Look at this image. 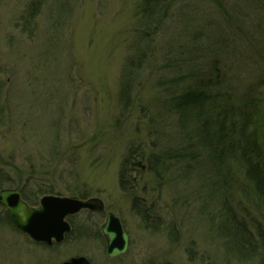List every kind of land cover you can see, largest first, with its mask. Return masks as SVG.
<instances>
[{
	"label": "rangeland",
	"instance_id": "1",
	"mask_svg": "<svg viewBox=\"0 0 264 264\" xmlns=\"http://www.w3.org/2000/svg\"><path fill=\"white\" fill-rule=\"evenodd\" d=\"M141 5L142 0H0V171L12 181L1 190L20 193L28 185L26 192L38 201L29 206L35 208L44 196L97 198L105 206L103 213L75 216L66 241L51 247L0 222V264H63L76 257L90 264H264L263 240L244 255L217 229L227 210L224 200L254 234L258 226L264 236V201L246 181L239 159H210L191 118L168 113L164 105L175 90L172 81L183 73L178 67L189 52L183 50L185 33L207 41L218 25L236 53L227 61L233 68L227 90L242 93L257 84L249 93L256 104L248 128L264 148V62L247 36L255 30L244 29L254 20L263 35L264 0L261 6L256 0H179L149 40L139 37ZM232 10L252 16L236 21ZM139 50L146 52L145 64L133 76L126 104V59ZM188 144L197 152L194 162L171 161L168 167L176 170L161 175L144 167L128 183L136 186L133 191L120 186L130 148L145 145L159 157L166 149L188 153ZM226 169L230 182H220L215 175L227 179ZM144 207H153L147 223L134 211ZM108 213L121 219L129 236L126 253L115 259L108 258L101 233Z\"/></svg>",
	"mask_w": 264,
	"mask_h": 264
},
{
	"label": "trees",
	"instance_id": "2",
	"mask_svg": "<svg viewBox=\"0 0 264 264\" xmlns=\"http://www.w3.org/2000/svg\"><path fill=\"white\" fill-rule=\"evenodd\" d=\"M63 1H66V3L70 2V0ZM177 1L179 0H142L140 9L144 30L141 31L142 34L139 36L142 40H149V38L160 29L163 23H165V16H167L168 10L171 9ZM256 1L259 5L262 2V0ZM34 6L35 4H33L31 8ZM34 9L36 8L34 7ZM232 11H234V16H238H236V21L240 20L245 22L246 20V22H249L248 18L252 16L250 12H247L249 14L245 17L240 15L239 10ZM250 23H244V29H246V31L247 29L255 30L247 33V36L252 40L251 48L256 51L258 57L264 62V33L262 35L256 32L258 29L262 28L261 24L254 25V20ZM228 26V30L230 29L231 33L234 35L235 27L231 25ZM214 27L215 29L208 33L209 36L207 41L206 39H201L198 33L195 34V37L185 33L184 38H187L188 41L183 50L188 49L189 52L185 54L186 58L184 59L183 65L180 68L178 67L183 73L172 81L175 90L170 94V98L166 101L164 100V105L168 106V113L173 115L177 114V116L183 115L186 120L191 118V128L198 136L199 142L202 143L201 147L205 148L206 152L209 153L210 159L220 161L222 164L227 160V156L239 159L243 166L241 167L246 181L254 184L255 191L264 201V148L259 141L252 136L249 132L250 128H248L251 126L252 117L255 115L253 107L256 104V99L249 93L251 89L257 87V84L251 85L250 91L242 93H236V91L231 88L227 90L226 77L229 70L231 69L232 71L233 69L229 66L231 63L227 61L230 59L231 54L233 55L236 53L234 49L231 48V38H223L220 26L218 27L217 25ZM215 33L217 35L213 36ZM201 42H208L205 49L200 50L196 47L201 45ZM145 55L146 52H144V50H139L137 54L134 56L131 55L126 59V73L123 78L121 91V98L126 104L128 101H131L129 94L135 84L133 82V76L135 73H138L145 64ZM262 84H264V77L259 80V85ZM183 124L185 125L186 123L183 122ZM183 128H180L181 132L185 131ZM185 138L189 141L191 140L189 135ZM158 147L157 144L155 148ZM187 148L191 150L185 154L182 153L181 150L177 153H172L169 149L162 152L158 151L159 157L158 154L154 153L155 157L149 152L145 145L135 149L130 148L122 162L120 186L125 192L133 191L132 189L136 186H134V184L128 186V183H130V181L134 182L135 179H131V177L134 173L138 174V172H140L141 174L143 171L142 168L144 167H146L148 172L149 170L152 171L154 175H161V173L170 171L171 168L168 167L167 163L171 161H176L175 163L179 164L183 161L188 162L189 159L194 162L197 152H193L194 149L189 144ZM145 163H149V166L147 167ZM153 163L155 167L151 166ZM159 169L161 171H159ZM171 170L176 169L174 167ZM230 172V169H226L225 177L227 179L221 178L218 172L215 177L220 178V182H230ZM32 176L33 172L31 170V177ZM10 182H12L11 179L8 180L7 176L3 175L0 171V190L3 189L6 183L11 185ZM27 187L28 185L19 187L18 190L20 191L22 199L28 205L35 206L38 204V201L26 192ZM39 194H42V191L37 193V195ZM81 198L85 199V197ZM222 205H224L227 210L224 209L223 211L225 212H221L219 222L217 223V229L224 233L223 235L225 236L226 242L228 244L231 243L233 247L244 255L249 249L252 251L256 250L259 242L261 240L264 241L261 229L256 226L257 233L254 234L248 223H246L243 218H239L237 213L234 212L232 208L228 207V204H226L224 200ZM2 210L3 215L0 216V222L5 221L16 229L7 211L5 209ZM134 211L147 223V220L151 217L150 214L153 212V207H144L135 209ZM90 216L93 215L90 214ZM75 228L74 225V229ZM261 258V261H264V253L261 255Z\"/></svg>",
	"mask_w": 264,
	"mask_h": 264
},
{
	"label": "water",
	"instance_id": "3",
	"mask_svg": "<svg viewBox=\"0 0 264 264\" xmlns=\"http://www.w3.org/2000/svg\"><path fill=\"white\" fill-rule=\"evenodd\" d=\"M0 206L5 208L17 230L26 238L38 245L51 247L61 245L72 228L69 217L83 211L103 213L104 203L97 198L82 200L77 197L44 196L38 207L25 203L17 190H1ZM106 240V254L115 259L124 255L128 248L129 236L124 231L121 219L108 213L101 227ZM63 264H90L85 257L72 258ZM171 264V263H162Z\"/></svg>",
	"mask_w": 264,
	"mask_h": 264
},
{
	"label": "flooded vegetation",
	"instance_id": "4",
	"mask_svg": "<svg viewBox=\"0 0 264 264\" xmlns=\"http://www.w3.org/2000/svg\"><path fill=\"white\" fill-rule=\"evenodd\" d=\"M88 214H97V213H91V212H89V211H86ZM80 214V213H79ZM78 214V215H79ZM9 215V214H8ZM75 216H77V215H75ZM75 216H72V217H69L68 219H67V221H68V223L70 224V226H71V228H72V230H73V228H74V225H75V223L73 222V219L75 218ZM11 219V218H10ZM12 221V220H11ZM14 224V223H13ZM17 229V228H16ZM18 231V230H17ZM67 239V238H66ZM66 239H65V241H66ZM54 246V245H53ZM47 247V246H46Z\"/></svg>",
	"mask_w": 264,
	"mask_h": 264
}]
</instances>
